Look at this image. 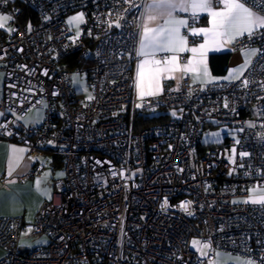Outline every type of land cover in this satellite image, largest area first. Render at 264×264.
Listing matches in <instances>:
<instances>
[{"label": "built area", "instance_id": "built-area-1", "mask_svg": "<svg viewBox=\"0 0 264 264\" xmlns=\"http://www.w3.org/2000/svg\"><path fill=\"white\" fill-rule=\"evenodd\" d=\"M145 5L0 0L13 27L0 36V139L34 158L57 155L63 172L28 225V237L47 244L21 246L25 222L0 218V264H214L216 251L264 264V206L242 202L264 185V30L232 44L258 50L239 80L202 85L184 76L137 107ZM24 9L31 13L23 17ZM75 13L84 16L79 35L66 23ZM31 108L44 110L38 125L22 122ZM217 129L225 137L203 141ZM194 239L210 245L206 255Z\"/></svg>", "mask_w": 264, "mask_h": 264}, {"label": "crops", "instance_id": "crops-1", "mask_svg": "<svg viewBox=\"0 0 264 264\" xmlns=\"http://www.w3.org/2000/svg\"><path fill=\"white\" fill-rule=\"evenodd\" d=\"M152 2L153 0H147V4ZM213 6L217 10L223 8V5L219 4L218 0H213ZM149 15L156 16L157 18L155 20H148L147 17ZM173 16L176 19H184L187 21V24L180 28V35L186 38V47H196L198 49V53L193 54L191 51L177 50L174 52H157L154 57L138 56V63L136 65L135 73L136 98H145L158 95L164 90L166 85L179 84L184 76H187L194 83H199L202 85L209 84L205 82L206 78L203 75V69L205 66L207 67L209 73H211L213 76H220L213 74L210 70L209 58L211 55H229L227 68L223 73V75H225L228 73L229 69L239 67L244 62L245 52L256 49L254 47H250L235 51L232 48V44L234 42L222 43L218 46V49L216 46L209 45L206 50H204L203 57H200L199 45L204 43V35L202 33L199 35H192V29L210 28L211 25L209 24V16L206 12H197V14L194 16L193 10L191 8H189L187 12L179 10L174 11ZM166 19H168V17L164 14H161L159 10L148 11L145 8L140 35L143 32L145 23H147L149 28H156L158 26H162ZM191 19H195V22L190 25ZM173 56L177 57L175 64L164 63L166 60L170 61L171 57ZM254 57L255 56L251 57V62ZM194 58H202L204 60V64L199 66V78H197L196 72L184 71V66L187 65L190 59ZM145 60H159L161 63L159 65H156L155 63L145 64L143 67L144 78L141 80L138 75V65H140L141 62ZM157 67L175 68V70L161 72L155 76V79H152L153 73L151 70H154ZM138 82L141 84L140 89L137 88ZM2 87L3 74L0 71V91L2 90ZM141 90L145 93L151 91L153 94L141 96ZM10 160L12 168L11 175H9ZM37 167L40 168V173L31 176L30 173ZM61 173L63 174L61 160L59 157H55L54 154L45 153L43 156L34 158L30 156L28 149L25 146L0 139V218L19 216L26 224L25 231L28 230V225H30V223L35 219L41 204L44 201L49 200L52 196L53 179L62 177V175H58ZM37 181H40L39 186H37ZM43 190H46V195H41V191ZM3 256L4 250L0 247V258Z\"/></svg>", "mask_w": 264, "mask_h": 264}, {"label": "snow or ice", "instance_id": "snow-or-ice-1", "mask_svg": "<svg viewBox=\"0 0 264 264\" xmlns=\"http://www.w3.org/2000/svg\"><path fill=\"white\" fill-rule=\"evenodd\" d=\"M4 3H7V0H3ZM219 4L223 5V8L217 10L213 6V0H153L152 3L145 5L148 11L159 10L161 14H164L168 17L164 21L162 26H158L156 28H149L147 23L144 24L143 32L140 35L139 40V48L137 50V56L143 57H154L157 52H174L177 50L180 51H191L193 54L198 53V49L196 47L187 48V40L185 37L180 35V28L187 24V21L184 19H176L173 16L174 11H185L187 12L189 8L193 10V15L195 16L197 12H206L209 16V24L210 28H200V29H192V35H204V43L199 45V55L203 57L204 50L209 45L218 46L222 43H232L237 38L248 35L249 38L255 36L257 30H264V15L259 14L261 9H264V0H252V6H246L248 0H218ZM156 16L149 15L147 17L148 20H155ZM12 19L11 16L8 15H0V29L5 27V22ZM84 22L83 14H78L73 16L69 20V24H77ZM119 26L118 24L116 25ZM30 27V25H29ZM12 31V29H10ZM79 35V33H77ZM258 54V50H250L244 53L245 59L244 62L239 67H234L229 69L228 75L223 77L225 81L239 80L243 75L244 71L248 68L251 63V57L256 56ZM260 54L264 55V52H260ZM177 57H171V60L164 61L165 64L172 63L175 64ZM155 63L159 65L161 61L159 60H145L142 61L140 65H138V75L141 80L144 78L143 67L145 64ZM204 64V60L202 58H194L190 59L187 65L184 66V71H193L197 73V78H199V66ZM175 68H160L157 67L154 70H151L153 73L152 79H155V76L164 71H174ZM203 75L206 78V83H214L217 82L218 78L211 77L207 67L205 66L203 69ZM75 80V78H74ZM249 81L247 79L243 80V85L247 87ZM264 87V86H262ZM137 88H141V84L138 82ZM151 91L145 93L144 91H140V95H152ZM140 105H137L139 107ZM228 107L227 102L224 105ZM175 116V112H173ZM261 115H264V111L261 112ZM20 119V117H18ZM254 125L249 124V127ZM242 130V129H241ZM212 136H218L219 133H212ZM264 139V137H262ZM239 143V141H237ZM23 151V150H19ZM235 148L233 149V153H235ZM240 157H247L249 155L248 152H241ZM235 163L233 159L231 161ZM97 163H100L99 161ZM11 160L9 161V175H11ZM115 174V173H114ZM231 174V173H230ZM58 175H62L58 174ZM40 181H37V186H39ZM249 192V198L247 200L242 201L243 203H252L254 205H262L264 206V185L257 186L256 188L247 189ZM259 193V194H257ZM46 190L41 191V195H46ZM236 203V201H234ZM168 201L165 200L161 207H167ZM190 202L181 203L180 207L188 213V215H192L190 211H188ZM192 245H201V242L198 240H193ZM210 245L208 243H203L202 248L207 249ZM206 255V253H202ZM238 264H254L252 260H240L237 258ZM264 261V258H262Z\"/></svg>", "mask_w": 264, "mask_h": 264}, {"label": "rangeland", "instance_id": "rangeland-1", "mask_svg": "<svg viewBox=\"0 0 264 264\" xmlns=\"http://www.w3.org/2000/svg\"><path fill=\"white\" fill-rule=\"evenodd\" d=\"M78 14L79 13H75V14H71V15L66 17V23L68 24V26L70 28V31H73L76 35H77V33L80 34V26L82 25V23H80L79 25H77V24H69V20H70L71 17L76 16ZM10 20L5 22V27L3 28V30H5L6 32H10V29H13V27L11 25H9ZM255 57H254V59H255ZM254 59L252 61H254ZM209 74H210L211 77L218 78L217 81H222L223 77L228 75V73H226L225 75L222 74L220 76H213L211 73H209ZM74 78H75V80H74ZM232 81H234V80H232ZM71 82L74 85V87L79 92H83L86 97H88L90 95V90L85 85V79L79 78V76L74 75V77H73ZM137 98H139V99H137ZM137 98H136V100H137L136 106L139 105L141 99H143V98H140V97H137ZM43 117H44L43 108H31V109L28 110L26 115L22 118V122L25 123V124H28V123L32 122V123L38 125V124L41 123ZM213 133H219V135L218 136L203 135L202 136L203 141L204 142H208V141H211V140L219 141L220 139L225 137V130L224 129H217ZM229 137L232 138L233 135H230ZM248 189H252V188H248ZM257 194H259V193H257ZM29 231H30V229H28V230H26L25 232L22 233L21 239H20V245L21 246H23L25 248H34V247H37V246H41V245L47 244L48 238L46 236H41V237H38V238H29L28 237ZM194 240H197V239H194ZM192 248L194 250H196L197 252H199V254L201 256H203L202 253H206V249H203L202 245H196V246L192 245ZM237 258H239L240 260H250V259L244 258V257L239 256V255H234V254H230V253L223 252V251H216L215 252V263L214 264H238ZM254 264H258V263L254 262Z\"/></svg>", "mask_w": 264, "mask_h": 264}, {"label": "trees", "instance_id": "trees-1", "mask_svg": "<svg viewBox=\"0 0 264 264\" xmlns=\"http://www.w3.org/2000/svg\"><path fill=\"white\" fill-rule=\"evenodd\" d=\"M23 13H24L23 14V17H24L25 14L27 13L30 14L31 11L29 9H24ZM22 22H24V18ZM5 35H6V31L3 29H0V36H5ZM228 58H229L228 54L211 55L209 58V66H210L211 72L215 75H222L227 68ZM55 157H57V155H55Z\"/></svg>", "mask_w": 264, "mask_h": 264}]
</instances>
